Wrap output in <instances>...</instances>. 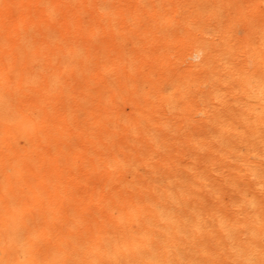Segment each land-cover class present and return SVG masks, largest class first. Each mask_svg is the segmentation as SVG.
I'll return each instance as SVG.
<instances>
[{
	"label": "bare ground",
	"instance_id": "6f19581e",
	"mask_svg": "<svg viewBox=\"0 0 264 264\" xmlns=\"http://www.w3.org/2000/svg\"><path fill=\"white\" fill-rule=\"evenodd\" d=\"M0 264H264V0H0Z\"/></svg>",
	"mask_w": 264,
	"mask_h": 264
},
{
	"label": "rangeland",
	"instance_id": "374dc122",
	"mask_svg": "<svg viewBox=\"0 0 264 264\" xmlns=\"http://www.w3.org/2000/svg\"><path fill=\"white\" fill-rule=\"evenodd\" d=\"M178 53V52H177ZM83 117H82V115L80 116V118L79 119H82Z\"/></svg>",
	"mask_w": 264,
	"mask_h": 264
}]
</instances>
